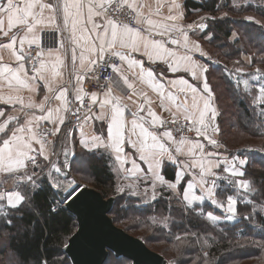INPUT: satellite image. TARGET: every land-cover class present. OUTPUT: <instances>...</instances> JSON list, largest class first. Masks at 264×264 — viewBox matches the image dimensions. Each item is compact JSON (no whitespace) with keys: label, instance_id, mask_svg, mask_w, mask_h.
I'll list each match as a JSON object with an SVG mask.
<instances>
[{"label":"snow or ice","instance_id":"snow-or-ice-1","mask_svg":"<svg viewBox=\"0 0 264 264\" xmlns=\"http://www.w3.org/2000/svg\"><path fill=\"white\" fill-rule=\"evenodd\" d=\"M85 7L87 8L86 23L91 25L90 29L84 26ZM141 7L134 0H88L87 5L79 3L78 0L75 2L55 0V3H43L41 0H0V35L6 38L5 42L0 44V48L10 50L16 61L15 66L8 64L0 66V79L6 82L9 88H12L15 82L18 86L17 90L27 89L29 92L38 94L40 87L45 89L39 103L31 98L25 103L20 96L0 95V101L3 103L20 105L19 109L13 107L12 112L8 114L0 110V145H2L0 146V173H7L15 180V187L12 190H4L6 180L0 182V251L8 255L9 264H23L18 258V249L14 248L9 241L15 239L21 231L18 222L23 220L26 212H32L34 198L44 189V182L46 181L53 190L66 193L64 200L76 191L75 181L69 180V173L65 171L70 167L68 157L74 155L70 129L64 130L61 137V151L55 153L57 159L50 158L53 149L49 137H55L60 133L66 119L75 117L82 124L92 120L103 121L106 118L107 106H111L112 123L108 128V134L112 143L110 145L103 143L100 136H93L91 143L87 139H82L80 145L89 151L101 146L105 149L110 148L121 167L125 164L123 110L120 106V96L114 93L123 92L125 85L129 89L133 88L128 76L124 74V64L128 69L139 68L140 73L149 79L154 75L151 69L144 68L143 60L133 57V53L146 56L150 63L160 60L166 63L172 72H190L194 79H200L198 71L207 73V68L193 60L192 55L177 59L176 52L166 46L181 44V39L173 36V33H178L179 37H182L183 47L187 53L205 55L199 42L190 39L184 27L166 22L183 19L182 0H171V3L167 5L168 15L163 17L165 22H155L151 18L144 17ZM125 8L129 10L125 12L129 23H121L118 18H113ZM45 10L48 12L47 16H45ZM155 14L163 15L159 2ZM58 17L61 23L57 22ZM95 17L100 18L99 23L95 21ZM207 19L209 18H201L202 21ZM132 23L141 27H132ZM257 23L260 22L257 21ZM78 26L81 33L79 36H77ZM14 28L18 31H13ZM45 28L68 32L69 35L66 37L68 46L66 47L65 42L62 41L60 49L49 47L45 52L41 36ZM141 28L146 35L142 34ZM193 28L207 30L208 24L201 22L187 25V29ZM153 36L167 37V40L151 39ZM205 38L211 40L212 36L206 35ZM231 41L239 42L236 32L231 33ZM77 48H79V54ZM69 51L71 65L68 78L65 79V74L60 69L67 67L64 58ZM106 55L107 59H105ZM117 60L120 63H117ZM169 60L172 62L169 63ZM261 60L264 61V57H261ZM29 71L32 73L31 76ZM235 71L241 72L242 69L237 67ZM88 73L92 74L91 79L101 85L102 99L101 94L97 92L85 91L82 81ZM256 73L251 80L257 81L264 78V71L261 69L257 68ZM169 84L180 92L192 93L191 110H189L187 98L182 105H176L177 112L182 109L183 119L190 122L188 130L194 131L198 137L206 138L214 147H219L218 141L208 136L209 128L213 133L218 132V126L213 124L218 113L213 107L214 95L206 78L203 81L202 93L185 79L172 80ZM235 86L245 98L249 99L250 104L259 107L260 116L264 117V83L260 84L258 91L248 79H237ZM156 87L153 84V88L156 89ZM163 87V84L159 85L160 89ZM70 93L71 98H69ZM86 97L87 104H85ZM169 99L175 103L177 97L170 94ZM55 101L59 103L54 104ZM26 109H37L39 114ZM143 110L144 105L140 104L139 111ZM165 111L168 109L165 108ZM16 112L23 113V121L15 114ZM148 116L151 117L148 123L152 127L163 126L164 121L151 109L148 111ZM132 117L133 134L139 127L143 140L139 146L133 140H129V144L139 152V159L147 164V171L141 169L133 160L131 175L138 177V180H142L147 187H144L141 193L139 183L133 182L126 186H118V192L123 193L127 189L133 196L143 194L152 201H156L158 195L163 196L169 193V199H175L182 214L188 217H202L212 222L214 226L219 225L222 220L238 223L237 204L242 201L250 206L246 219L249 223H253V216L258 217L255 227L264 233V203H260L257 208L254 200L246 195L254 190L251 182L243 179L246 176L245 171L242 170L247 164L245 159L236 160L227 157L213 159L217 153L205 152L204 144L199 141H192L185 136H181L177 141L169 130L157 135L144 127L143 123H138V120L146 119L144 116L133 112ZM41 122H46L53 127L45 128ZM171 122L174 124L178 122L176 113H172ZM160 137L170 141L174 148L166 147ZM60 156H63L62 161L59 159ZM179 157H185L183 162ZM166 165L179 167L172 181H168L164 175ZM192 169H198V172L190 171ZM140 173L144 174L139 175ZM186 175L189 176L187 180H185ZM221 182H223V188ZM181 183L185 184L183 189L180 188ZM229 187L233 194H227L225 191ZM205 202H210L227 215L221 217L210 211L205 212L203 208ZM49 211L55 212L58 209L50 208ZM160 223L165 228L169 227L167 218ZM176 239L181 238L178 236ZM200 239L196 235V240ZM204 244L208 248L211 247L206 239ZM258 246L264 247V243ZM202 252L201 264H214L210 252L203 249ZM37 264H68V262L57 254L52 258L41 257Z\"/></svg>","mask_w":264,"mask_h":264},{"label":"trees","instance_id":"trees-1","mask_svg":"<svg viewBox=\"0 0 264 264\" xmlns=\"http://www.w3.org/2000/svg\"><path fill=\"white\" fill-rule=\"evenodd\" d=\"M241 1L249 0H188L186 3L188 17L206 14L214 18L207 20V32L212 35V39L204 40V45L222 51L223 58L231 63L234 60H242L248 49H255L264 55V26H262L264 10L259 6L264 0H253V2L250 0L248 8H252L247 10L250 15L253 14V18L261 19L262 25H258L257 21L252 19L220 17V13L230 10L233 2ZM232 32L237 33L238 43L231 41ZM208 76L218 83L217 86L214 84V90L221 108L219 120L222 136L226 121L221 99L224 93L227 100L231 101V105L235 106L237 113L235 117L227 119L229 128L238 130L241 136L264 140V126H262L264 117L260 116L259 107L250 104L249 99L236 88V84L223 67L212 68ZM239 149L244 150V153H233L232 156L245 154L248 159L245 177L251 182L254 191L246 195H249L254 200L255 206L259 208V204L264 203V144L258 146L249 143ZM72 172L90 180L92 186L101 192L105 199L114 198L110 216L115 224L123 227L121 226L123 222L129 223L125 228L126 231L140 238L169 263L201 264L203 249L210 252L214 264H264V247L258 246L264 243V233L255 227L259 218L253 216V223H249L246 217L249 215L250 206L242 201L237 204L238 223L221 221L219 225L214 226L212 222L202 217H188L182 214L175 199H169V193L148 206H142L140 201L131 197L129 193L117 194L115 175L110 158L105 153L91 152L77 146L72 161ZM175 174L174 169L166 170L167 177L172 180ZM63 195L64 193L50 188L45 181L44 189L34 198L32 212H26L23 220L18 222L21 231L9 242L18 249V258L23 264H37L39 258H52L57 254L66 259L68 264H73L65 248L78 230L77 217L65 206L55 212L49 211L58 201L59 196ZM160 214L168 217V228L153 225L149 221L150 216ZM138 231L146 234L139 235ZM194 233L201 238L199 241L196 240ZM178 236L181 239L177 240ZM203 238L211 245L210 248L206 246L203 248L201 245ZM0 256L5 257V264H9V257L4 251H0ZM106 264H133V261L126 257H117L110 252Z\"/></svg>","mask_w":264,"mask_h":264},{"label":"crops","instance_id":"crops-1","mask_svg":"<svg viewBox=\"0 0 264 264\" xmlns=\"http://www.w3.org/2000/svg\"><path fill=\"white\" fill-rule=\"evenodd\" d=\"M187 1L188 0H182L183 6H184L183 19L177 20V21H166V22L169 24H179L182 27H184L185 30L188 31L190 39H194V40H197L199 42V44L201 45V48H202L203 52L205 53V55L200 56L199 53H187L186 49L183 47L182 37H179L178 33H173V36L175 38L181 39V44H179V45L167 44L166 46L169 49L176 52L177 59L179 57H182L185 55H192L193 60L199 62V64H201L207 68V73H200L198 71V75L200 76V79H194L190 72H185V71L172 72L169 69L168 65L166 63L160 61V60H156L155 63H150L146 56H143L140 53H133L132 54L133 57L135 59H138V60H143L144 61V68L146 70L151 69L153 71L154 75L151 79H149L148 77H146V75H143L140 73L139 68L128 69L127 65L124 64V74L128 76L129 82L133 84V88L129 89L125 85L123 92L114 93V95L120 96V106L123 110V120H122V122H123L122 131H123V135H124L123 157L125 158L126 162L123 165V167H121L120 162L115 159V153H113L110 148L105 149L103 146H101L99 148H94L91 150V152H101V153H105L106 155H108L110 158V163H111L112 169H113L114 173L116 174V176L119 177L126 184L138 182L140 185L139 190L141 191V193H142L143 188L147 187V185L144 184V182L142 180H138V177H133L131 175L132 161L135 160L136 164L141 169H143L145 172L147 171V164L144 161H141L139 159V152L136 149H133L131 147V145L129 144V140H133V141H136L138 146H139V144L143 140V137L140 134L139 127H137L135 129V134H133L132 123H131V121L133 119L132 113L138 112L139 116H144L146 119L144 121L138 120V123H143L144 127L148 128L149 131L155 132L157 135H159L163 131L169 130L165 127V124L167 122L171 121L172 113H176L177 120L180 118H183V110L181 109L179 112H177L176 105L177 104L182 105L185 101V98H187L189 110H191V104H192V93L190 91L180 92L177 89L172 88L169 84V82L172 80L185 79L189 82V84L196 87L199 90V92L202 93L203 81L206 78V80L209 84V87L212 90V93L214 95L213 107H215L217 109L218 114L216 116V119L213 121V124L218 126V132L213 133L212 129L209 128L208 129V136L216 139L220 146L214 147L212 144H210L208 142V140L206 138L198 137L195 132L188 139H190L192 141H199L200 143L204 144L205 152H209V151L216 152L217 156L213 157V159H223L224 157H227L229 159H236V160L245 159L247 161V164L242 169L244 171L248 165V159L244 155L235 156V157L231 156L228 153V149L226 148V146H224V144L221 142L222 126H221L220 120H219L220 115H221V108H220V105H219L218 100H217L216 91L214 90V84L216 85L217 81H215L213 78H212V80H211V78L209 79V76H208L210 70L215 67L214 66L215 61L212 58V56L209 55L206 48L204 47V40H206V41L209 40V39H206L205 36L210 35V34H208V32H207L208 28H207V30H201V29H197V28H193L190 30L187 29V25H189V24H198L201 22H206L208 24V21H207L208 19L206 21H202L201 20L202 17H200L197 20L196 19L189 20L190 18L188 17L187 8H186ZM41 2H43V3H55V0H41ZM70 2H75V0H70ZM78 2L87 5L88 0H78ZM134 2L138 6H142L141 11L143 12L144 17L151 18L155 22H165L163 20V17L168 15L167 5H169L171 3V0H134ZM158 2L161 5V12L163 15L155 14L156 6H157ZM47 15H48V12H47V10H45V16H47ZM86 17H87V8L85 7L84 8V20H85L84 26L86 28L90 29L91 25L86 23ZM206 18L211 19V17H206ZM94 19L97 23L100 22L99 17H95ZM57 22L58 23L62 22L59 17H58ZM141 30H142V34L146 35L145 33H143V28ZM13 31H18V29L14 28ZM80 34L81 33L79 31V26H78L77 36H79ZM68 35H69L68 32L53 31V30H50L49 28H45V30L41 33L42 45L45 42H47V43L50 42L52 44V46H51L52 48L60 49V44L62 41H64L65 46L67 47L68 45H67L66 37ZM151 39L167 40V37L153 36V37H151ZM5 40H6V38H4L2 35H0V44L4 43ZM17 47H18V45H17ZM48 48L45 49V52H47ZM26 50H27V47H26ZM62 51L63 50L61 49V52ZM124 51H126V50H124ZM77 53L79 54V48H77ZM0 57H2V59H0V66H2L4 64H8L10 66H15L16 61H15L14 56L11 55L10 50L0 48ZM64 62H65V65L67 67L61 68L60 71L65 74V79H67L68 73L70 70V65H71V53H70V51L67 54V56L64 58ZM171 62L172 61L169 60V63H171ZM77 63H79V61H77ZM233 69H234V67L232 68V70ZM231 73L235 75L238 72H231ZM240 74L241 73H239V75ZM31 75H32V73L29 71V76H31ZM240 77H242V76H237V78L234 79L235 84H236V80L239 79ZM84 83H85V79L82 81L83 87H84ZM41 84H42V82H41ZM153 84H155L157 86L156 89L153 88ZM161 84L164 85V87L162 89L159 88V85H161ZM17 87L18 86L15 85V82H13V87L9 88L7 86V83L4 82L2 79H0V95H3L5 97H7V96H12V97L20 96L23 98L25 103H27L30 98L34 102L39 103L40 100L42 99L44 92H45V89L43 87H40L38 94L33 93V92H29L27 89L17 90ZM170 94H173L177 97V100L175 103H173V101L171 99H169ZM204 95H206V93ZM69 98H71V93L69 94ZM102 98L103 97L101 95V99ZM53 103L58 104L59 102L55 101ZM140 104L144 105L143 111H139V105ZM200 106L202 108V106H203L202 102L200 103ZM13 107L19 109L20 105L16 104L15 106H13V105L5 104L2 101H0V110H4L6 114L12 112ZM165 108H167L168 111H165ZM149 109H151V111L155 112L156 115L159 116L161 118V120L164 121L163 126H159V127L154 128L148 123V121L151 120V117L148 116ZM26 111H34L37 114H39L37 109H26ZM15 114L20 116L21 121H23L24 116H23L22 112H16ZM111 117H112L111 106H107L106 118L103 121H100V120L88 121L86 124L81 123L76 128V130L73 132V135H72L73 137L70 138L71 141H74V155H73V157L75 156L76 147L81 146L80 141L82 139H87L91 143V138L93 136H100L103 143H106L109 145L112 143V140L108 134V128L112 123ZM68 121H69V119L65 120V124L63 126H61V130L68 123ZM41 124H47V123L41 122ZM47 125L53 127L50 124H47ZM60 133L61 134H60V138H59V145L61 148V137L64 134V130H62V132H60ZM160 139H161V142H163L166 147L174 148V145L170 141L166 140V138L160 137ZM176 140L178 141L179 139H176ZM149 143H151V141H149ZM0 146H2V145H0ZM36 147H38V146H36ZM86 150L89 151L88 149H86ZM40 159H42V157H40ZM179 159L181 162H183L185 157H179ZM238 167H239V165H238ZM169 168L174 169L176 174H177L179 171V167L178 166H168V165L165 166L164 175L168 181H172V179H170L166 175V170ZM190 171L198 172V169H192ZM143 174L144 173H140L139 175H143ZM125 177H127V178H125ZM187 179H189V176L186 175L185 180H187ZM243 179H246V177H244ZM5 180L7 181V183L4 184V190L14 189V187H15L14 178L10 177L7 173H0V182H3ZM221 184H222V188H223L224 187L223 182H221ZM184 187H185V184L181 183L180 188L183 189ZM150 191L151 190L149 189V193H150ZM225 191L227 192V194H233L232 189L230 187L226 188ZM126 192H128V191H126ZM158 192H159V189H158ZM165 194H167V193H165ZM160 197L161 196L158 195L157 199H159ZM203 208H204L205 212L210 211V212H213L217 216H221V215H219L216 211L221 212V214H224V216L227 215V213H224L221 209L216 208L210 202H205V204L203 205Z\"/></svg>","mask_w":264,"mask_h":264},{"label":"water","instance_id":"water-1","mask_svg":"<svg viewBox=\"0 0 264 264\" xmlns=\"http://www.w3.org/2000/svg\"><path fill=\"white\" fill-rule=\"evenodd\" d=\"M114 200L105 199L98 190L86 187L69 199L65 207L78 220V230L65 248L72 263L106 264L113 252L117 257L132 260L133 264H166L165 259L140 238L115 225L110 216Z\"/></svg>","mask_w":264,"mask_h":264},{"label":"rangeland","instance_id":"rangeland-1","mask_svg":"<svg viewBox=\"0 0 264 264\" xmlns=\"http://www.w3.org/2000/svg\"><path fill=\"white\" fill-rule=\"evenodd\" d=\"M252 2H253V0H252ZM249 4H250V0L248 2L247 1H245V2H243V1H241V2H233V4L231 5L230 10H227V11H224V12L220 13V17L221 18H223V17H230V18H233V19L245 18L247 20H251L252 19L255 22L256 21L261 22L262 21L261 19H258L257 20L255 18H253V16H252L253 14L252 15L249 14V12L247 10H251V8H252V7L248 8L249 7ZM259 6H260V8L262 7V10H264V2H261V4H259ZM260 8H259V10H261ZM253 10H254V8H253ZM244 12H246L247 14L246 13L244 14ZM242 13L244 15H241ZM200 17H211V16L206 15V14H196L194 16L189 17L190 18L189 20H191V19H196L197 20ZM249 17L251 19H249ZM257 24L258 25H262L261 23H257ZM204 47L206 48V50L209 53V55L212 56V58L214 59V61H215V64H214L215 68L216 67H223L226 70V72L229 75V77H231V79L233 81H234V79L237 78V76H242L239 79H241V80L248 79L250 81V83H252L255 86V89L257 91H258V88H259L260 84L261 83H264V78H262L261 80H257V81L251 80V77L253 75H256L257 74L256 73V69L257 68H259L262 71H264V61L261 60V57H264V55L263 54H260L259 51L255 50V49H250V50L248 49L247 54L243 56L242 60L241 59L234 60L231 63V62H227L223 58V55H221L222 54V51H219V50H217L215 48H210L207 45H204ZM236 66L239 67L240 69H242V71L241 72H238L237 74L234 75L231 72H236L234 70V69H236ZM233 67H234V69L232 70ZM239 73H241V74L239 75ZM220 92H221V90H220ZM221 99H222L223 104H224V106H223L224 107V111H225L224 119L226 120L225 121V124H224V135L221 137V142L228 149V153L231 156H232L233 153H240V152L241 153H244V150H240L239 147L246 146L249 143H251L252 145H258V146L263 145L264 144V140H257V139L256 140H253L251 138H247L245 136H241L240 133H238L239 132L238 130H233V129L229 128V124H227V119H231V117H235V115L237 113H236V110H235V106L234 105H231V101L227 100V98L225 97L224 93H222ZM72 145L74 146V141H72ZM242 155L245 156V154H242ZM73 174L77 178V180L79 181V183L81 185H86V186H88L90 188H94L92 186V183H91L90 180L85 179V178H81V177H79L75 173H73ZM114 175H115V180H116V193L117 194L128 193V192H126L128 190H125V192H123V193L117 191V187L118 186H126L127 184L125 182H123L119 177H117L115 173H114ZM130 196L133 197V198H135V199H137V200H139L140 201V204L142 206L152 205L156 201H158L159 199H161V197H162L161 196L159 199H156V201H152L151 199H149V197H147V196H145L143 194H141L139 196H133V195L130 194ZM216 212L219 215H221L222 217H224V214H221V212H219V211H216ZM165 218H167V222L169 224L168 217L163 216L161 214L160 215H156V216H150L149 217V221H151L153 223V225L162 226V224L160 223V221L163 220V219H165ZM237 220H238V216H237ZM223 221L224 220H222V222ZM226 222H229L231 224L233 223V222H230V221H226ZM127 224H129V223L123 222V225H121L123 227H119L116 224L115 225L117 227H119V228H121V229H123V230L126 231L125 228L127 227ZM142 231H146V230H142ZM127 233H129V232H127ZM137 233L139 235H145L146 234V232H139V231ZM137 233H136V235H137ZM129 234L132 235L131 233H129ZM132 236H134V235H132ZM134 237H136V236H134ZM136 238H138V237H136ZM204 240L205 239L203 238L202 241H201V245L203 246V248H205V244L203 243ZM4 256H6V255H4ZM4 261H5V257L1 258V256H0V264H5ZM166 264H172V263H169V262L166 261Z\"/></svg>","mask_w":264,"mask_h":264},{"label":"built area","instance_id":"built-area-1","mask_svg":"<svg viewBox=\"0 0 264 264\" xmlns=\"http://www.w3.org/2000/svg\"><path fill=\"white\" fill-rule=\"evenodd\" d=\"M129 11L128 9L125 8L124 11L118 13L116 16H114V19H119V21L121 23H129V20L125 17V12ZM134 15V14H133ZM132 27H141V26H137L134 23L131 24ZM142 29V28H141ZM52 44L50 42H45L43 43L42 47H44V49L51 47ZM35 46H33L34 48ZM105 59H107V55L105 57ZM117 63H120L118 60L116 61ZM30 69V65L28 66ZM92 74L88 73L85 77V83H84V88L86 92H97L98 94L102 95V88L101 85L97 84V82L93 79H91ZM102 79V77H101ZM88 103V98L86 97L85 99V104ZM177 123H172L171 121L167 122L165 124V127L167 129H169L170 131H172L173 137L175 139H179L181 136H185L187 138L191 137L194 133V131H189V125L190 122L189 121H185L183 118H180L177 120ZM81 124V122L79 120H77L75 117L71 118L68 123L63 127L62 130L70 129L73 135V132L76 130V128ZM43 127L48 128L51 127L47 124H42ZM62 130L60 132H62ZM60 134H57L55 137H49V139L52 141V149H53V154L50 156L51 159L55 160L57 159V156L55 155V153H59L61 151L60 145H59V138H60ZM71 135V137H73ZM73 155H71L69 157V161H70V167L68 169H65V171H67L69 173L68 175V179L69 180H74L75 181V187H76V191L83 188V187H87L86 185H81L79 183V181L77 180V178L74 176L73 172H72V161H73ZM59 159L62 161L63 160V156H60ZM42 160V159H41ZM47 163V162H44ZM73 192L71 196H67V200H64V197L66 195V193H64L63 196H59L58 201L55 203V205L53 206V208L59 209L62 206H66L67 202L69 201V199L76 193ZM58 192V191H57ZM63 201V202H62Z\"/></svg>","mask_w":264,"mask_h":264},{"label":"bare ground","instance_id":"bare-ground-1","mask_svg":"<svg viewBox=\"0 0 264 264\" xmlns=\"http://www.w3.org/2000/svg\"><path fill=\"white\" fill-rule=\"evenodd\" d=\"M86 188H90V187L87 186Z\"/></svg>","mask_w":264,"mask_h":264}]
</instances>
